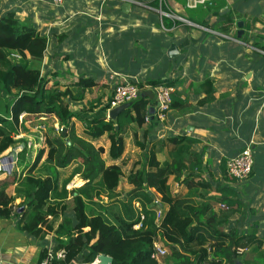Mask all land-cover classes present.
Returning <instances> with one entry per match:
<instances>
[{"label": "crops", "instance_id": "0c3cea01", "mask_svg": "<svg viewBox=\"0 0 264 264\" xmlns=\"http://www.w3.org/2000/svg\"><path fill=\"white\" fill-rule=\"evenodd\" d=\"M163 1V9L187 20L162 17L156 0H0V15L13 11L46 36L42 56L26 52L25 57L27 67L39 70L45 87L70 88L77 93L82 89L76 85L79 78L95 81L83 88L82 96L66 97L74 112V133L95 147L102 146L101 157L106 165L116 163L121 167L114 188L117 196L93 195V201L111 204L113 211L117 206L123 212L121 201L133 187L129 180L132 170L145 162L152 150L160 163L171 161L173 151H180L182 171L177 176L169 174L168 192L192 207L207 203L209 212L204 218L211 222L217 218L224 231L234 227L239 234L255 237L260 242L256 243L257 249L250 244L235 259L239 264H264V0H225L221 6L215 0L209 9L186 8L184 0ZM125 2L129 4L125 6ZM125 79L146 84L171 81L175 104L159 119L155 114V94L147 90L148 119L127 125L123 151L112 157L107 133L89 136L85 119L106 114L105 105L114 85ZM15 91H0V115L8 119ZM41 124L44 127L39 128ZM56 126L65 128L64 133L70 129L53 113H21L12 132L13 142L0 151V178L16 174L15 181L5 187V192L14 198L12 213L0 216L3 264H40L46 258L41 257L44 250L45 254L51 252L61 258L57 253L62 248H54L58 239L66 240V234L57 231L62 229L65 218L70 224L77 221L73 208L67 207L55 215L48 214L51 228L43 224L39 235L20 227V213L26 203L16 195V184L40 148L44 151L31 172H49L52 163L46 162L49 146L45 138L56 134ZM170 137L179 138V142L170 141ZM29 142L31 145H26ZM27 146L29 162H18V152ZM246 146L252 151V171L243 179L230 178L225 171L226 160ZM77 165L78 161L72 160L57 168L54 198L62 194V182L70 174L73 173L65 185L66 197L76 194L71 191L86 181L79 171L72 172ZM221 186L233 190V210L226 218L221 216L225 208L219 201ZM150 190L154 199L148 206L154 205L159 212V223L168 204L153 187ZM137 199L132 203L139 209ZM88 207L98 208L94 203ZM138 226L139 222L135 227ZM82 254L79 252L67 264H83Z\"/></svg>", "mask_w": 264, "mask_h": 264}, {"label": "trees", "instance_id": "16d2710c", "mask_svg": "<svg viewBox=\"0 0 264 264\" xmlns=\"http://www.w3.org/2000/svg\"><path fill=\"white\" fill-rule=\"evenodd\" d=\"M217 4L221 6L226 4V1L219 0ZM211 5L213 3L208 4L206 8L209 9ZM46 41L44 34L19 19L13 11L8 10L0 15V91L9 94L12 88L16 90L11 104V118L0 115V151L13 142L12 132L20 122L21 113H53L66 127H70L66 133L60 129L54 136L48 135L45 138L49 146L46 162L52 163L48 166L49 172L44 175L31 172V168L39 162L44 151L40 148L31 162V167L15 187L16 195L23 197L26 203V209L20 213V227L32 234H41L43 224L47 229L51 228L47 220L48 214L55 215L67 207L74 210L76 223L70 224V220L65 218L61 224L62 229L57 231L58 234H66V240L58 239L54 248H62L63 256L57 258L54 254L51 264H67L75 259L79 252L83 253V264H91L99 253L111 255L110 264H234L235 258L240 256L235 250L236 246H244L247 249L250 244H254V249H257L256 243L260 242L255 237L239 234L234 227L224 231L217 218H213L214 222L208 220V217L204 218L209 212L207 203L192 207L187 205L185 199L168 192L169 174L174 173L177 176L182 171L180 151H173L171 161L160 163L152 150L146 161L140 162L132 170L129 180L133 187L128 191L126 199L121 201L123 212H120L117 206L113 211L109 206L111 204L93 201V195L98 198L102 194L108 198L117 196L114 188L122 173L121 167L116 163L106 165L101 157L103 147H95L90 141L76 135L71 126L74 112L69 109L66 97L82 96L83 88L95 81L79 78L76 85L82 89L74 93L70 88L45 87L39 70L27 67L26 52L34 57L42 56ZM13 54H17L18 58L15 59ZM151 83L171 84V81L155 80ZM172 94L173 91L170 106L175 104ZM149 102L147 94L139 96L130 107L120 111L115 120L106 114L86 118L85 132L91 137L106 132L110 140L109 153L112 157H118L123 151L127 125L144 121ZM169 140L179 142L177 137H170ZM29 150L28 146L20 150L17 161L28 163L26 154ZM72 160L78 161L72 172L79 171L86 181L71 191H76V194L72 193L70 197H66L65 185L73 173L70 174L62 182V194L54 198L58 180L57 168ZM96 177L98 178L94 180ZM15 178L16 174L0 178V216L8 217L12 213L14 198L5 192V187L14 182ZM151 187L158 191L160 199L168 204L167 209L161 213L159 223L156 222L157 209L154 205L148 206L153 204L151 202L154 199ZM219 190V201L225 206L221 216L226 218L232 214L233 190L227 186H221ZM135 198H138L139 209L132 203ZM89 203L96 204L98 208L90 209ZM140 214L143 217H140ZM137 222H140V225L135 227ZM85 226H88L87 230L83 229ZM155 240L161 241L167 248V253L160 259L151 254ZM47 255L45 250L42 251L41 257Z\"/></svg>", "mask_w": 264, "mask_h": 264}, {"label": "built area", "instance_id": "2783aa9c", "mask_svg": "<svg viewBox=\"0 0 264 264\" xmlns=\"http://www.w3.org/2000/svg\"><path fill=\"white\" fill-rule=\"evenodd\" d=\"M54 1L59 3L61 0H54ZM213 1L215 0H184V6L186 8H196L200 6L206 7L208 4L212 3ZM158 11L160 12L162 17H169L171 19L179 18L185 21L187 20L185 17H182L173 12H169L163 9L161 0H160V5L158 7ZM13 55L15 59L18 58L17 54H13ZM147 90L152 91L153 94H155V103H156L155 114L159 119H163L171 103V92L173 91V87L170 84H163V83L138 84L136 81L133 80H127V79L121 80L120 82L114 85V88L106 105L107 111L109 108L121 104L125 101L134 100L141 95H145ZM148 116L149 113H146L144 115V119H148ZM39 128H41L40 125ZM26 145L30 146L31 143L29 142ZM252 165H253L252 151L249 146H246L243 149H241L237 154L229 157L226 160L225 169H226V173L231 177L235 179H243L247 177L252 171ZM221 205L223 206V204ZM158 214L159 212L157 213V215ZM140 217H143L142 214H140ZM235 250L237 251L238 254H241L246 250V247L238 245L235 247ZM166 253H167V248L162 243L154 241L153 250L151 253L152 256L160 259V257L165 255ZM52 256L53 254L49 252L46 258L40 261V264H51ZM57 256H63V251L58 252ZM93 263L100 264L97 257L94 260H92L91 264ZM0 264H3L1 260H0Z\"/></svg>", "mask_w": 264, "mask_h": 264}, {"label": "water", "instance_id": "95a60500", "mask_svg": "<svg viewBox=\"0 0 264 264\" xmlns=\"http://www.w3.org/2000/svg\"><path fill=\"white\" fill-rule=\"evenodd\" d=\"M124 4H125V6H127L129 4V2H125ZM239 25L242 26V23L239 22ZM240 31H242V29H240L239 32ZM134 100L125 101L121 104H118L114 107L109 108L107 111L108 117L115 120L118 113L120 111H122L123 109L130 107ZM62 131L64 133L65 128H63ZM96 257L98 258L100 264H110L112 261V256L109 254H106V253H99V254H97ZM239 263H240V261L238 259L234 260V264H239Z\"/></svg>", "mask_w": 264, "mask_h": 264}, {"label": "rangeland", "instance_id": "374dc122", "mask_svg": "<svg viewBox=\"0 0 264 264\" xmlns=\"http://www.w3.org/2000/svg\"><path fill=\"white\" fill-rule=\"evenodd\" d=\"M156 2H157V7H159V5H160V0H156ZM161 4H162V6L163 7H165V5H164V1L163 0H161ZM244 37H245V39H248L247 37H248V35H244ZM41 127H44V125H40ZM57 128L55 129L57 132H59L60 131V128L58 127V126H56Z\"/></svg>", "mask_w": 264, "mask_h": 264}]
</instances>
